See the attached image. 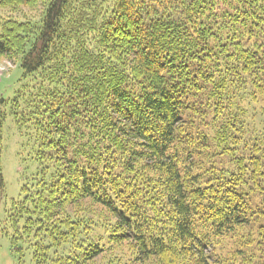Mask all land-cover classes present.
Masks as SVG:
<instances>
[{
	"label": "trees",
	"instance_id": "16d2710c",
	"mask_svg": "<svg viewBox=\"0 0 264 264\" xmlns=\"http://www.w3.org/2000/svg\"><path fill=\"white\" fill-rule=\"evenodd\" d=\"M38 5L0 14V59L35 81L10 113L41 165L0 238L30 264H264V0L0 11Z\"/></svg>",
	"mask_w": 264,
	"mask_h": 264
},
{
	"label": "rangeland",
	"instance_id": "374dc122",
	"mask_svg": "<svg viewBox=\"0 0 264 264\" xmlns=\"http://www.w3.org/2000/svg\"><path fill=\"white\" fill-rule=\"evenodd\" d=\"M42 11L43 7L38 5L32 9L20 8L14 13L9 10H1L0 14L17 21L31 20L35 22L39 20ZM34 84L33 80L23 79L22 70L14 62L0 59V100L8 102L5 109L7 116L2 125L0 162L5 188L4 198L0 201V221L3 217L4 202L9 204L11 200H17L21 187L24 184H29L31 179L37 178L41 170V165L33 158L36 145H33V140H31L32 129L24 127L19 131L10 113V101L14 99L17 92H21L24 97L29 91H32ZM0 264H30V261L27 256L20 257L12 250L7 238L1 237Z\"/></svg>",
	"mask_w": 264,
	"mask_h": 264
}]
</instances>
